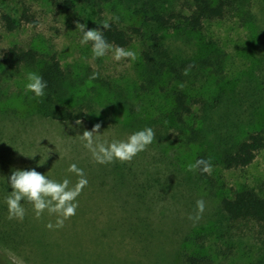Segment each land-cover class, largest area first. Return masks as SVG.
Instances as JSON below:
<instances>
[{
  "label": "rangeland",
  "instance_id": "1",
  "mask_svg": "<svg viewBox=\"0 0 264 264\" xmlns=\"http://www.w3.org/2000/svg\"><path fill=\"white\" fill-rule=\"evenodd\" d=\"M193 1L169 0L163 13L189 14ZM249 3L253 18L228 15L207 26V37L228 53L225 80L210 79L200 94L193 91L203 100L195 104L194 121L200 126L204 122L206 140L187 145L171 119L174 99L163 93L136 92L144 49L141 38L125 47L137 53L134 61L116 62L111 53L93 59L91 42L80 44L77 23L97 28L108 21L131 29L142 24V14L116 0H98L96 6L82 0H0V92L6 97L0 113V264H181L184 253L193 249L191 236L206 233L211 234L207 250L217 263L254 264L261 258L264 237L256 224L235 226L224 235L216 226L222 219L224 197L244 189L264 197V149L248 167L229 170L219 161L225 150L236 148L251 133L264 131V0L240 1L238 10ZM163 38L173 50L189 53L195 48L173 31ZM14 46L35 49L43 58L55 56L73 78H79L70 107L92 104L97 122L76 125L42 116L37 97L25 93L27 74L38 71L25 68L11 77L3 74V57ZM93 73H98L96 79H91ZM118 92L129 97L145 121L171 125L172 137L155 135L156 142L129 163L100 165L77 135L97 123L102 141L126 140L135 132L129 127V110L118 106ZM218 94L222 104L208 120L202 118V107L213 104ZM202 151L209 153L212 165L205 179L198 170L188 171ZM73 163L84 170L88 186L78 197L76 215L63 228L48 230L45 225L54 224L56 217L45 212L36 219L26 202H22L26 210L22 222L8 219L7 178L13 170L35 168L50 179L67 177L74 184L77 177L67 171ZM201 199L205 210L194 223L189 216L196 214Z\"/></svg>",
  "mask_w": 264,
  "mask_h": 264
},
{
  "label": "trees",
  "instance_id": "2",
  "mask_svg": "<svg viewBox=\"0 0 264 264\" xmlns=\"http://www.w3.org/2000/svg\"><path fill=\"white\" fill-rule=\"evenodd\" d=\"M82 1L93 6H96L98 2V0ZM116 1L123 7L134 10L136 15L144 16L141 26L125 29L115 23H110V28L103 32L107 42L113 46L125 48L130 46L135 38L143 40L142 64L139 69L141 81L136 92L163 93L174 99L170 115L174 122L173 126L177 127L182 141L187 145L203 144L206 140L205 127L203 121L200 123L201 126L194 121L195 108H197L195 104L203 103L201 98L198 99V95L210 79L225 80L228 60V53L218 46L214 39L208 38L205 34L207 26L213 21L234 14H240L243 20H249L253 18L251 4H247L239 11L237 3L243 0H194L189 14L174 13L167 17L163 10L169 0ZM6 21L8 28L13 30L15 27L10 18L6 17ZM170 31H173L176 37L182 39L187 45L193 47L195 45V48L189 53L182 49L173 50L163 38V34ZM2 64L3 74L6 77L14 76L25 68L36 69L38 75L43 77L47 83L45 95L36 99L38 112L42 116L60 122H76L77 120L97 122L95 120L97 112L92 104L70 107L71 94L79 89V78H73L55 56L43 58L35 49L14 46L4 55ZM185 69H188L187 75L184 74ZM195 90H199V94L197 92L194 96L193 91ZM218 96L222 97L220 94L215 95L213 97L216 101H213V104L202 107L205 111L202 118L207 117L208 120L210 112L222 104ZM117 97L118 106L129 110V127L135 132L150 127L157 138L172 137L171 125L155 119L145 121L137 115L136 105L125 93L118 92ZM5 99V95L0 92V113L2 112L1 103ZM263 149L264 131L251 133L236 148H228L220 154L219 161L229 170L248 167ZM200 159L210 161L209 153L202 151L198 154L196 161ZM197 170L201 179L208 177V174ZM124 206L128 210L131 205L127 203ZM132 207L136 212V204ZM220 210L222 219L216 226L221 235L226 234L225 232H229L235 226L238 227L241 224L247 226L251 223L259 227L264 237V197L255 190L244 189L236 192L232 197H224L220 203ZM209 235L211 234L191 236L193 249H188L184 253L181 264H220L217 263L213 253L207 250ZM220 256L221 254L218 255L219 258ZM254 264H264V254Z\"/></svg>",
  "mask_w": 264,
  "mask_h": 264
},
{
  "label": "clouds",
  "instance_id": "3",
  "mask_svg": "<svg viewBox=\"0 0 264 264\" xmlns=\"http://www.w3.org/2000/svg\"><path fill=\"white\" fill-rule=\"evenodd\" d=\"M118 20V17L115 18ZM76 28L82 33L80 44L87 45L91 42L93 59L102 58L111 53L112 59L116 62L121 60L134 61L137 53L131 49L121 46H113L107 42L103 32L110 28L108 21L103 22L97 28H87L85 24L77 23ZM188 69L184 74L187 75ZM98 73H93L91 79H96ZM25 93H33L35 97H43L47 83L43 77L35 72H29L26 76ZM76 125L81 121L77 120ZM101 124L97 123L93 128L85 130L82 135H77L83 147L90 152L92 160L100 165L115 162L129 163L138 154L147 150L155 139L152 128H144L133 132L126 140H113L108 142L100 139ZM199 169L202 173L211 174L212 165L208 160H197L194 164L188 165V171ZM67 171L77 177L73 184L69 178L56 181L48 178L45 174L38 172L35 168L27 170H13L7 178V183L11 191L5 198L9 220L22 222L26 215V210L22 202L32 206L36 219L47 212L49 216H55V223L49 222L45 225L48 230H58L64 227L65 222L76 215L79 207L78 197L83 189L88 186V179L84 170L77 164H71ZM196 214L189 216L194 223L198 222L205 210L204 200H197Z\"/></svg>",
  "mask_w": 264,
  "mask_h": 264
}]
</instances>
